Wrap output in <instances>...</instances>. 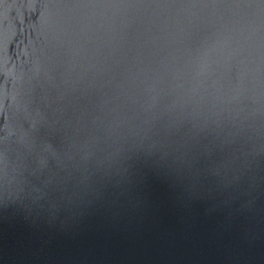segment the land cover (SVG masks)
I'll use <instances>...</instances> for the list:
<instances>
[{
	"label": "water",
	"instance_id": "water-1",
	"mask_svg": "<svg viewBox=\"0 0 264 264\" xmlns=\"http://www.w3.org/2000/svg\"><path fill=\"white\" fill-rule=\"evenodd\" d=\"M0 264H264V0H0Z\"/></svg>",
	"mask_w": 264,
	"mask_h": 264
}]
</instances>
